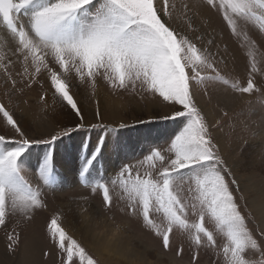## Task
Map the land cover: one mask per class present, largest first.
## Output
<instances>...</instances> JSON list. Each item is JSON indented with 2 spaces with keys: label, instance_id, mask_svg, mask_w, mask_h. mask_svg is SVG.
<instances>
[{
  "label": "snow or ice",
  "instance_id": "obj_1",
  "mask_svg": "<svg viewBox=\"0 0 264 264\" xmlns=\"http://www.w3.org/2000/svg\"><path fill=\"white\" fill-rule=\"evenodd\" d=\"M202 4L222 18L244 49V82L218 67L216 37L207 31L201 5L193 0H0V79L10 85L3 94L8 103L0 99V226L12 216L30 220L37 209L46 207L41 187H33L25 176L24 161L34 147L45 148L36 175L43 186L53 188L57 141L80 131H117L101 123L87 124L73 91L83 87L88 92L99 120L100 102L95 97L103 81L114 95L123 92L141 100L150 95L179 106L162 119L178 121L181 127L166 147L149 149L137 164H122L107 180L88 179L105 156L106 137L99 136L90 149L82 142L79 182L101 195L106 211L115 201L123 202L120 211L141 218L161 239L164 250L171 249L174 232L185 236L194 248L191 264H198L202 248L216 252L219 264H264V228L249 226L255 217L242 210L236 195L239 183L212 133L220 121L210 124L195 98L197 89L207 94L209 85L234 96L264 89L256 79L258 74L264 76V51L251 37L252 32L264 36V0H202ZM44 81L49 84L40 97L45 108L50 91L53 109L58 105L68 110L77 123L36 138L22 128L13 97L37 83L43 88ZM219 111L228 116L224 106ZM5 130L12 134H4ZM248 207L245 201L244 209ZM61 220L57 212L47 223L60 264H99L68 235ZM8 240L13 250L19 234L10 233ZM182 252L183 247L177 256Z\"/></svg>",
  "mask_w": 264,
  "mask_h": 264
},
{
  "label": "rangeland",
  "instance_id": "obj_2",
  "mask_svg": "<svg viewBox=\"0 0 264 264\" xmlns=\"http://www.w3.org/2000/svg\"><path fill=\"white\" fill-rule=\"evenodd\" d=\"M193 1L202 4V0ZM212 11L222 25V28L227 30L222 18L214 10ZM223 36V33H221L219 38L223 39ZM230 37V40L234 43L236 56L234 58V56L231 55L227 42L224 43L223 41L219 43L216 41V44L219 46V54L217 56V60L219 61L218 67L226 76L236 77L241 82H244L246 80L244 49L239 46L236 38L231 35ZM251 37L256 40L261 51H264L260 44L261 42L264 46V36L252 32ZM241 39H243V37ZM212 51L217 52V48L213 47ZM18 68L19 65H17V69ZM256 79L258 87L261 84H264V76L258 74ZM100 83L98 90L101 87H106L107 90L110 91V94H113L112 90L103 81ZM5 88L10 89V85H6L3 79H0V99H2L3 102L8 103V98L3 95ZM48 88L49 84L47 81H44L43 88L37 83L34 84L31 89H25L22 96L13 97V101L16 104L15 112L22 128H24V126L19 119V115L23 117L24 108L33 109L34 105H37L38 103L42 104L43 114L41 113V117L46 123L51 125L50 131H48L49 133H40L38 131L36 133H31L30 130L24 128L28 135L36 138H46L49 134H54V132L60 131L64 127H74L77 123L74 114L70 113L68 110L61 109L58 105L56 106L57 108L55 107V109H53L52 99L46 98L48 107L45 108L40 97ZM98 90L95 99L100 102ZM73 91L77 93V99L79 100V92L86 96L84 101L88 102L87 108L88 111L90 110L89 114L88 112L86 113L85 108H83L85 122L87 124L101 123L115 128L117 131L109 132L104 128H98L91 131L75 132L68 137H64L62 140L57 141L56 145L53 146L56 155L59 145H66L68 148H73V150H75V156L78 157V165L76 167H79L82 142L87 144L90 149L97 142L99 136L106 137L108 144H110L109 137L111 134L116 137L119 133L123 135L122 133L124 130L132 131V133L129 132V137L122 138L123 143L126 144L128 140L130 146L127 152H121V159L116 163L114 162L113 169L110 170L107 165H105L106 168L101 167V164H98L101 161L104 163V159L101 158L96 162L95 169L91 171L93 174L92 178H97L98 175L103 176V178L107 180L115 175L122 164H137V162L142 160L143 156L149 152V149L166 147L167 142L181 127V124L178 121L162 119L165 115H171L174 107L178 108L179 106L165 104L159 97L153 98L150 95H147L145 96V99L141 100L139 95H131L123 92L115 95L113 94L112 97L119 101H125L127 105L128 101L131 100L136 102V104H129L128 111H124V116L127 117H123L121 120L117 121V119L113 120L111 118L106 120L103 118V115L101 119L97 120L95 116L96 104L93 99L88 98V92L83 87L74 88ZM195 98L198 105L204 111L210 124L215 125L217 120L220 121L219 126L212 128V133L219 144L222 156L239 183L240 192L236 193V195L242 210H244L245 213L251 211L255 217V220L250 222L249 226L254 228L255 224H260V227L264 228V220L258 216L256 208L250 203L249 199L252 198V196H256L258 202L264 204V89H262L261 92L252 95L245 94L244 96H234L231 92L226 93L224 89L218 85H209L207 94H205L203 90L197 89ZM25 100L27 103L23 102ZM80 104L81 107H83L81 100ZM150 104L155 106H153L151 110L149 109ZM135 105H138L141 108L138 110ZM220 106H224L228 111L227 117L222 116L220 113ZM141 121H143V123H141ZM121 123L127 125V127L120 128L119 125ZM33 129L35 130V128ZM4 134L11 135L12 133L5 130ZM44 151V146L34 147L31 150L32 160H34L36 156V159L39 156L42 157ZM37 163L38 162L31 165L25 159L24 164L28 169L25 176L33 187H41L43 193L42 199L44 200L46 207L43 209H37L30 220H25L20 216H12L8 219L6 226H0V264H24L23 261L20 260L22 256V242L28 232L33 228L38 233V238L42 247V250L40 249L39 259H41L44 264H60L59 251L50 240L47 232V223L51 216L57 212L62 215L61 226L66 230L68 235L76 239L83 247H85L87 252L98 260L99 264L107 263L91 247V245H94V242L89 238L91 235L87 230L88 228L96 230L99 232L100 236L106 239H115L119 236V239L121 240L127 242L130 241L131 243L129 242L128 247L130 250L132 249L136 251L135 253L138 254L137 256L143 255L137 252L138 250L141 251V248H137L136 243L143 242L147 245V241H150L149 243L152 244L151 247L154 254H156V256L159 255L165 260L159 264H191L194 248L190 245L188 239L179 232L173 233L171 237V249L166 251L162 247L161 239L154 235V233L144 225L141 218L138 216L133 217L126 212L120 211L121 208L125 207L123 202L118 200L115 201L113 208L110 211H106L103 207L102 197L99 193L93 194L91 190L83 189L76 180L73 181L71 178L67 186H54L55 189H53V187L51 190H49L48 187L44 188L35 172ZM74 170L77 173L78 169L74 168ZM142 171L143 168H141V172ZM59 175L65 177L62 175V167L57 164L56 160L55 176ZM77 186L79 188H76ZM56 190L64 191L67 202L65 199L64 200L66 203L72 204V209L76 212L77 219L68 215L67 211H71V208L68 209V206L66 205L65 210L62 205L58 204L57 200L54 198ZM84 195L87 196V199L83 198ZM241 196H243V199H240ZM89 197H94L92 199H96L97 207L92 203L95 200H90ZM245 201H247L249 205L248 209H244ZM93 208H97L96 212L101 215L94 216L92 212ZM84 209H87V211H84ZM208 226L211 228V225ZM10 233L19 234V243L13 246V250H10L8 247L10 243L8 236ZM146 236L147 238L145 239ZM149 237H151L150 239L152 241ZM84 240L90 242L91 245H88ZM153 242L155 244H153ZM222 243L223 240L218 237V244ZM181 247H183V252L177 256V250ZM46 253L47 255H45ZM114 254L115 253L110 249L108 250V248H105L102 251L103 258H110L112 264H118L117 262H119V260L116 261L117 259ZM143 258H145L144 260H146V262H156L157 264L155 258H151L150 255H144ZM197 259L198 264H219L216 252L208 248L199 249ZM123 260L126 259L124 258ZM123 260L120 264H123Z\"/></svg>",
  "mask_w": 264,
  "mask_h": 264
},
{
  "label": "bare ground",
  "instance_id": "obj_3",
  "mask_svg": "<svg viewBox=\"0 0 264 264\" xmlns=\"http://www.w3.org/2000/svg\"><path fill=\"white\" fill-rule=\"evenodd\" d=\"M193 2L201 5L200 11L202 13V19L204 21H206L209 25V27L207 28V31L213 33L216 37V41H218L219 43L223 42V41H224V43L227 42L228 46H229L228 49L231 52V55L234 56V58H235L236 53L234 50V43L230 40L231 37H230L229 32L225 28H222V25L219 23V20L214 15L212 10H209L207 7L203 6L200 2H196V1H193ZM221 33H223V35H224L223 39L219 38V35ZM260 44L262 46V50H264V46L262 45L261 42H260ZM232 60H231V62H232ZM234 61H235V59H234ZM46 90H48V89H46ZM78 94L80 96V100H81L82 105H83L82 108H85L86 113L88 112L90 114V110L88 111V108H87L88 102L84 101L86 96L80 92ZM112 95L110 94V91H108L106 87L99 88L98 96L100 99L101 114L103 115V118H105L106 120L111 118L113 120L117 119V121H118V120H121L123 117H127V116H124V111L127 112L129 104L134 105V104H136V102L131 100V101H128V105H127L125 101H122V100L119 101L116 98L112 97ZM46 98L52 99L50 91L48 92V97H46ZM131 98H133V97H131ZM136 100H138V99H136ZM41 105H42L41 103H38L37 105H34L33 109L24 108L23 117L19 115V119H20L22 125L24 126V128L26 130H30L31 133L32 132L36 133L37 131L40 133H42V132L49 133L48 131H50L51 125L46 123L45 120L41 117V113L43 114V112H42L43 108ZM153 106H154L153 104H150L149 109L151 110V108H153ZM135 107L138 110L141 108L138 105H135ZM54 112H56V111H54ZM48 115H50V114H48ZM33 128H35V130ZM129 132L132 133V131L124 130L122 133L123 135H121L119 133V135H117L115 137L113 134H111V136L109 137L110 138V144H108V147H107V150L105 153L106 156L102 157V158L104 159L105 165H107L110 170L113 169L114 162L116 163L117 161H119L121 159V152H127L128 151V148L130 146L129 141L127 140L126 144H124L122 141V138L129 137ZM74 151L75 150H73V148H68L66 145H64V146L59 145V147L57 148V155H56L57 159L56 160H57V164L62 167V175L65 176L66 186L69 184L70 178L73 179V181L75 180L74 168H77L76 166L78 163V157L75 156ZM36 157L34 158V160L36 159ZM26 161L29 164H31L33 161L32 156L30 155L28 157V159H26ZM33 164H34V162H33ZM76 181H78L77 178H76ZM76 188H79V187L77 186ZM80 192H82V191H80ZM65 197L66 196L64 195V191L58 190L54 193V198L57 200L58 204L62 205L65 208V210H66V205L68 206V209L71 208V211L70 210L67 211L68 215L72 218L77 219V217H76L77 215L75 214L76 212L72 209V204L66 203L67 200L65 199ZM81 197H83V196H81ZM84 197H87V196L84 195ZM92 198H94V197H92ZM92 198H90V200H95L92 203L95 204V206L97 207L96 199H92ZM64 199L66 200V202ZM249 199H250V203L256 208L258 216L261 217L262 220H264V204L259 203L256 196H252V198H249ZM96 209L93 208V210H92L93 215L94 216H100L101 214L97 213ZM98 210H99V208H98ZM87 230H88V232H90L91 236L89 238L94 242L93 243L94 245L92 246L90 244V242H88L87 240H84V242H86L88 245H91V247L94 249V251L97 254H99L101 256V258L104 261H106L107 264H112V262H111L112 260H110V258H108V259L103 258L102 251L105 248L106 249L108 248V250L110 249V250H112V252L115 253L114 256L116 257L117 260L115 258L114 259L116 261L119 260V262H117L118 264H120V262L124 258L126 260H123V264H156V262H146V260H144L145 258H143L144 255H150L151 258L154 257L155 261H157V264L162 263V261H165L164 258H161L159 255L156 256V254H154V251H152L153 249L151 247L152 244L149 243L150 241L149 242L147 241V245H146V243H143V242L142 243H136L135 242L136 247L139 249L141 248V251H139L137 249L138 250L137 252L141 253L143 255V256H137L138 254L135 253L136 251H134L132 249L130 250L128 247L130 241L127 242L125 240H121V239H119L120 238L119 236L115 239H106V238H103L102 236H100L99 232H97L94 229L88 228ZM28 231H29V229H28ZM139 235H140V233H139ZM25 236H26V234H25ZM146 238H147V236L145 237V239ZM150 238L151 237H149V239ZM131 241H133V240H131ZM153 244H155V243L153 242ZM41 248L42 247H41V242L38 238V233L33 228L28 232L27 236L25 237V239L22 242V248H21V255L22 256H21L20 260L23 261L24 264H44L41 261V259H39V253H40ZM41 257H42V255H41Z\"/></svg>",
  "mask_w": 264,
  "mask_h": 264
},
{
  "label": "crops",
  "instance_id": "obj_4",
  "mask_svg": "<svg viewBox=\"0 0 264 264\" xmlns=\"http://www.w3.org/2000/svg\"><path fill=\"white\" fill-rule=\"evenodd\" d=\"M40 157V156H39ZM38 157V158H39ZM38 158L37 159H35V160H33L32 161V165H34L36 162H38ZM33 162H34V164H33ZM97 164V163H96ZM98 164H101V167H103V168H106L105 167V164L101 161L100 163H98ZM77 165H78V163H77ZM58 167V166H57ZM96 167V166H95ZM79 167H77V168H75V169H78ZM59 169H60V167H59ZM75 171V170H74ZM93 174H92V172L90 173V175L89 176H92ZM77 176H78V171H77V173H76V171H75V180H76V178H77ZM97 177H98V175H97ZM57 178V185H55V187H61V186H66V179H65V177H62V176H57L56 177ZM88 179H89V181L91 182V180H90V178L88 177ZM77 182H78V184L80 185V187H82L83 189H88V190H91V188H89V187H85V186H83L80 182H79V178H77ZM55 187L53 188V189H55ZM44 188H45V186H44ZM49 190H51V188H49ZM56 191H58V190H56ZM51 203V202H50ZM50 209V208H49Z\"/></svg>",
  "mask_w": 264,
  "mask_h": 264
}]
</instances>
